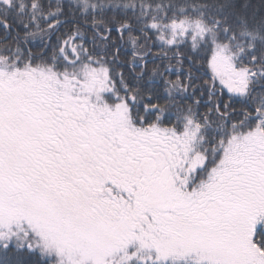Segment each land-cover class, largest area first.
I'll return each instance as SVG.
<instances>
[{
  "label": "snow or ice",
  "instance_id": "6c2138e0",
  "mask_svg": "<svg viewBox=\"0 0 264 264\" xmlns=\"http://www.w3.org/2000/svg\"><path fill=\"white\" fill-rule=\"evenodd\" d=\"M250 8L0 0V264H264Z\"/></svg>",
  "mask_w": 264,
  "mask_h": 264
},
{
  "label": "trees",
  "instance_id": "16d2710c",
  "mask_svg": "<svg viewBox=\"0 0 264 264\" xmlns=\"http://www.w3.org/2000/svg\"><path fill=\"white\" fill-rule=\"evenodd\" d=\"M236 3L239 4H249L251 5V8L249 9V13H253L255 12L256 14H259L262 11V4H264V0H235ZM33 44H38V41L33 42ZM30 47H33V50L36 51V47H34L33 45H29ZM154 52H158L159 51V46H154L153 49ZM153 61H150L149 63V67L152 66ZM155 64L159 65L161 67V69H163V67L167 64L166 60H161L160 58H156L154 61ZM173 72H175V69H173ZM170 79H175L176 76L174 74H170L169 75ZM162 84V82H161Z\"/></svg>",
  "mask_w": 264,
  "mask_h": 264
}]
</instances>
